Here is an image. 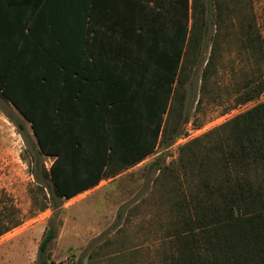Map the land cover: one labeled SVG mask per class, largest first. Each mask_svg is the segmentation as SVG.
I'll list each match as a JSON object with an SVG mask.
<instances>
[{"label": "trees", "instance_id": "1", "mask_svg": "<svg viewBox=\"0 0 264 264\" xmlns=\"http://www.w3.org/2000/svg\"><path fill=\"white\" fill-rule=\"evenodd\" d=\"M25 4L26 0H0V93L30 121L38 154L54 156L44 188L56 209L63 199L154 152L165 115L173 109L183 59L193 39L190 17L196 6L194 0H175L174 24L164 42L174 57L169 80L157 88H143L142 81L153 72L137 58L135 74L121 73L122 85L104 90L90 73L96 58H89L87 27L81 19L85 16L77 26L60 24L51 10ZM43 18L50 23H42ZM208 30L204 22V34ZM136 43L133 50L140 54L144 45ZM144 44L153 50V44ZM210 63L211 59L206 69ZM130 64L125 58V70ZM246 87L241 102L264 93V76ZM181 134L179 126L175 137ZM156 165L153 182L164 189L161 202L169 208L159 237L165 246L161 264H264V100L186 144L177 164L153 162L150 173ZM4 210L9 209H0V236L21 221ZM56 236L51 224L40 244L38 264H51L47 252Z\"/></svg>", "mask_w": 264, "mask_h": 264}, {"label": "rangeland", "instance_id": "2", "mask_svg": "<svg viewBox=\"0 0 264 264\" xmlns=\"http://www.w3.org/2000/svg\"><path fill=\"white\" fill-rule=\"evenodd\" d=\"M194 5L193 39L154 152L114 179L63 199L59 208L53 209L44 188L54 156L38 154L30 121L0 93V209L8 207L5 214L21 219L0 236V264H38L51 224L57 229L47 252L51 264H161L165 246L159 237L169 208L161 202L164 189L153 182L158 165L150 173L151 164H177L186 144L264 100L262 93L241 102L247 84L264 76V0H194ZM179 126L182 134L175 137Z\"/></svg>", "mask_w": 264, "mask_h": 264}, {"label": "crops", "instance_id": "3", "mask_svg": "<svg viewBox=\"0 0 264 264\" xmlns=\"http://www.w3.org/2000/svg\"><path fill=\"white\" fill-rule=\"evenodd\" d=\"M37 4L40 10L54 12L55 23L77 26L80 18L85 16L81 19L87 27L85 36L91 47L89 58H96V66L90 73L94 74L99 89L120 87L119 75L135 74L133 67L137 58L153 72L151 78L142 81L143 88H157L169 80L174 57L164 42L169 39L170 27L174 24L175 0H84L81 6L79 0H26L24 6ZM41 22L50 23L48 18ZM136 42L144 45L140 54L133 50L138 46ZM144 43L153 44V50L145 49ZM124 46L131 49L125 50ZM116 48H119L118 52L114 50ZM125 58L131 63L127 70L124 68ZM112 74H115L114 80ZM111 179L114 177H109Z\"/></svg>", "mask_w": 264, "mask_h": 264}, {"label": "built area", "instance_id": "4", "mask_svg": "<svg viewBox=\"0 0 264 264\" xmlns=\"http://www.w3.org/2000/svg\"><path fill=\"white\" fill-rule=\"evenodd\" d=\"M206 129V128H205ZM204 130V129H203ZM186 140V136L185 137H181L180 139H179V142H183V141H185Z\"/></svg>", "mask_w": 264, "mask_h": 264}]
</instances>
